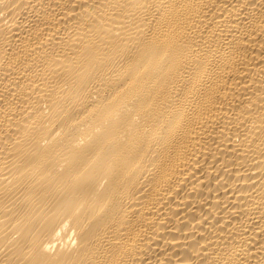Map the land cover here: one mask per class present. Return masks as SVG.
I'll return each mask as SVG.
<instances>
[{
    "label": "bare ground",
    "instance_id": "bare-ground-1",
    "mask_svg": "<svg viewBox=\"0 0 264 264\" xmlns=\"http://www.w3.org/2000/svg\"><path fill=\"white\" fill-rule=\"evenodd\" d=\"M0 264H264V0H0Z\"/></svg>",
    "mask_w": 264,
    "mask_h": 264
}]
</instances>
